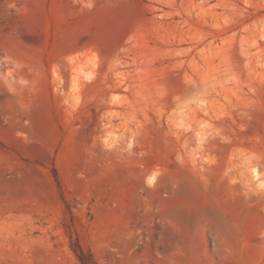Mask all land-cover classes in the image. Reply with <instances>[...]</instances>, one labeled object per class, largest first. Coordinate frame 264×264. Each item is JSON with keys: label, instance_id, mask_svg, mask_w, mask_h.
Here are the masks:
<instances>
[{"label": "rangeland", "instance_id": "obj_1", "mask_svg": "<svg viewBox=\"0 0 264 264\" xmlns=\"http://www.w3.org/2000/svg\"><path fill=\"white\" fill-rule=\"evenodd\" d=\"M259 183L264 0H0V264H264Z\"/></svg>", "mask_w": 264, "mask_h": 264}, {"label": "trees", "instance_id": "obj_2", "mask_svg": "<svg viewBox=\"0 0 264 264\" xmlns=\"http://www.w3.org/2000/svg\"><path fill=\"white\" fill-rule=\"evenodd\" d=\"M78 258L83 264H100L93 256L90 250H86L80 243L74 248Z\"/></svg>", "mask_w": 264, "mask_h": 264}, {"label": "bare ground", "instance_id": "obj_3", "mask_svg": "<svg viewBox=\"0 0 264 264\" xmlns=\"http://www.w3.org/2000/svg\"><path fill=\"white\" fill-rule=\"evenodd\" d=\"M259 177H260V173H259L258 171H254V172H253V178H254L255 180H258ZM258 185H259L261 188L264 187V185H263L262 183H259Z\"/></svg>", "mask_w": 264, "mask_h": 264}]
</instances>
